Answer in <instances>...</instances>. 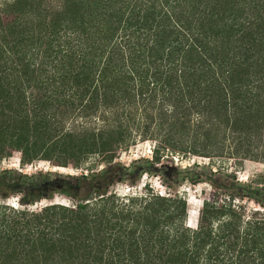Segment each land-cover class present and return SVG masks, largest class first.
I'll return each mask as SVG.
<instances>
[{
	"label": "trees",
	"instance_id": "16d2710c",
	"mask_svg": "<svg viewBox=\"0 0 264 264\" xmlns=\"http://www.w3.org/2000/svg\"><path fill=\"white\" fill-rule=\"evenodd\" d=\"M144 142L151 159L117 163ZM14 154L83 171H0V264H264V189L163 164L264 163V0H0ZM146 176L167 192L130 189ZM186 182L211 187L195 225Z\"/></svg>",
	"mask_w": 264,
	"mask_h": 264
},
{
	"label": "rangeland",
	"instance_id": "374dc122",
	"mask_svg": "<svg viewBox=\"0 0 264 264\" xmlns=\"http://www.w3.org/2000/svg\"><path fill=\"white\" fill-rule=\"evenodd\" d=\"M154 144L152 142H144L139 143L136 146L131 147L130 150L126 152L120 153L117 163L128 166L134 160L140 158H152V150ZM228 157H216L214 159L208 157L201 156H193L187 155L186 157L179 158L172 157L169 159H165L163 161L165 166H173L178 167L180 169H184L185 167L192 166L193 172L195 174H199L205 178L210 175V170H222V172H226L228 175L234 174L239 181L244 184L251 185L252 187H258L261 190L264 189V163L257 162L253 160H245L243 162H239L236 164V161L232 159H227ZM20 155L14 154L13 157L4 160L0 164V171L6 169H15L25 174H35L38 172H53L55 175L69 176V175H79L83 170H75L73 168H63L57 167L51 164L48 161H36L35 163L27 166H21ZM91 164V163H89ZM86 164V167L89 166ZM58 169V170H57ZM145 183L150 184L156 192L164 193L167 192V188L163 185L162 179L155 176H146L140 183L136 184V187H130L132 191H135V188L143 187ZM129 186L126 184L116 185L113 190L118 191L120 193H126ZM180 191L185 193L189 203H190V217L189 222L194 219L195 211H197L202 203V200L208 196H210L211 187L208 183H198L192 184L190 182H186L181 188ZM57 200L61 201L65 204L72 203L65 196H57ZM11 203L15 204L16 199H11ZM248 205L250 207H255L256 205L253 202H249ZM197 218V217H196ZM196 220H193V224H196Z\"/></svg>",
	"mask_w": 264,
	"mask_h": 264
},
{
	"label": "bare ground",
	"instance_id": "6f19581e",
	"mask_svg": "<svg viewBox=\"0 0 264 264\" xmlns=\"http://www.w3.org/2000/svg\"><path fill=\"white\" fill-rule=\"evenodd\" d=\"M57 170H58V169H57ZM194 213H195V216H194V218H195V217H196V215H197V212L195 211Z\"/></svg>",
	"mask_w": 264,
	"mask_h": 264
}]
</instances>
